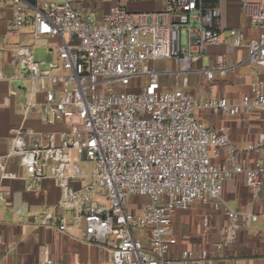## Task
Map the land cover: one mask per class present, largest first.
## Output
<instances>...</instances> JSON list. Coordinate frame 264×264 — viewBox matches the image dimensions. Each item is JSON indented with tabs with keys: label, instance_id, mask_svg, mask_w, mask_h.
<instances>
[{
	"label": "built area",
	"instance_id": "2783aa9c",
	"mask_svg": "<svg viewBox=\"0 0 264 264\" xmlns=\"http://www.w3.org/2000/svg\"><path fill=\"white\" fill-rule=\"evenodd\" d=\"M80 1L0 0V8L14 10L13 34L31 24L35 39L57 41L52 47L56 59L48 69L35 59L32 46L22 45L16 56L27 75L0 73V80L30 81L28 105L39 108L47 122L67 125L59 133L11 129L12 154L25 171L27 190L51 177L63 191L58 212L43 214L37 224L66 232L71 223L82 221L87 243L115 240L114 264H212L213 252L181 245L173 219L195 203L224 208L229 217L222 231L225 246L235 244L241 228L248 229L258 215L231 209L222 197L224 184L244 176L252 198L259 200L264 159L248 167L229 128L206 127L197 114L246 117L264 110V82L260 80L251 95L237 102L213 96L201 99L189 91V77L197 74L213 93L215 74L229 69L221 58L210 68H194L210 46L223 42L219 5L164 0L161 11L112 6L97 19L76 7ZM240 4L258 32L248 42L246 61L260 70L264 0H240ZM230 36L233 48L246 40L242 30H232ZM167 60L176 68L157 66ZM38 95L44 99L36 103ZM263 148L264 135L245 153L259 156ZM70 151L94 163L91 173ZM0 177H17L4 160ZM75 181L81 186H74ZM4 197L0 193V199ZM133 198L147 201L131 204ZM65 210L73 215L68 217ZM209 223L205 217L204 226Z\"/></svg>",
	"mask_w": 264,
	"mask_h": 264
},
{
	"label": "crops",
	"instance_id": "0c3cea01",
	"mask_svg": "<svg viewBox=\"0 0 264 264\" xmlns=\"http://www.w3.org/2000/svg\"><path fill=\"white\" fill-rule=\"evenodd\" d=\"M77 3V8L85 16H95L101 19L107 7L123 6L134 12H156L164 8V0H111L100 11L94 0ZM93 2V5H92ZM81 4V5H80ZM222 8L220 27L223 32V42L217 46H210L206 55L194 65L196 70L212 67L218 59H223L228 66L225 72L215 74L213 93L208 86H203L200 76L193 74L189 77V91L196 97L227 98L231 102L241 100L245 95L253 93L254 86L261 80L264 82V68L258 70L247 61L248 42L258 37L241 8L240 0H219ZM93 8V9H92ZM92 9L91 12H87ZM97 9V7H96ZM98 10V9H97ZM89 13V14H88ZM14 16L12 8H0V73L13 77L27 75L26 68L20 65L16 52L22 45H30L33 41L44 45H51L56 40L35 39L33 26L30 34L28 29H22L15 35L11 31V22ZM182 20V18H180ZM242 30L246 40L242 46L233 48L230 32ZM33 38V39H32ZM22 43V44H21ZM31 46V45H30ZM55 53V52H54ZM56 54V53H55ZM172 62L162 61L157 64ZM174 64V62H173ZM174 68H176L174 64ZM173 68V69H174ZM166 69V68H162ZM172 70V69H168ZM28 84V87L26 86ZM32 85L30 81L0 80V160L6 161L7 169L17 175L15 179L0 177V264H114L112 248L115 240L110 238L107 244H90L84 240V223L73 222L66 232L56 228H48L37 224V219L43 214L54 216L58 212L57 206L62 198L63 191L59 183L51 178H45L37 183L32 190H27L28 180L25 171L20 166L17 156L12 154V128L33 129L38 133H59L67 128L63 122H47L42 111L36 106H29ZM44 97L38 95L35 102H42ZM197 117L202 124L209 128L227 127L231 138L237 145L240 157L248 160V167L262 158L261 155L246 154L250 144H255L260 136L264 135V110H256L246 117H230L214 115L208 111L198 112ZM70 155L79 160L86 168L84 156L78 158L75 152ZM81 159L85 160L84 164ZM85 181L88 183L90 178ZM79 187L81 183L73 182ZM222 197L224 202L233 210L258 215V221L238 233L237 241L233 245L225 246V237L222 234L229 224V217L224 208L193 204L188 210L178 212L173 219V227L183 247L195 250L207 249L213 252L212 264H264V189L259 200H254L249 192L244 176H238L224 184ZM102 203H106L101 199ZM136 202H146L147 198H134ZM64 214L71 217L73 213L65 210ZM209 218V226H204V218Z\"/></svg>",
	"mask_w": 264,
	"mask_h": 264
},
{
	"label": "rangeland",
	"instance_id": "374dc122",
	"mask_svg": "<svg viewBox=\"0 0 264 264\" xmlns=\"http://www.w3.org/2000/svg\"><path fill=\"white\" fill-rule=\"evenodd\" d=\"M122 2H123V0H122ZM94 3L97 5L96 7H97L98 10L96 9L95 5H94V9L96 10V12H98V11H100L101 7L105 6V4H107V5L110 4L111 0H94ZM88 5H89V0H87V2H86V6H88ZM92 5H93V2H92ZM92 9H90V10L88 9L87 12H91ZM107 9L108 8L105 7L101 11H105V10L107 11ZM24 29H28L27 31H25L26 33H28V34L32 33L31 30H30L31 28L26 27ZM22 31L24 32V30H22ZM185 35H186L185 32H183L184 39H185ZM30 45L32 46V52L35 55V59L38 62H44L45 63V65L43 66V70L48 69L50 63H52L56 59V54L53 51H50V46L51 45H44L43 43L37 42V41H33L32 44H30ZM159 68L173 69L174 68V64H173V62H166L164 64L162 63V64H159ZM26 86L28 87L27 89H29L28 84H26ZM128 90L131 91V92H139V90L135 89V88H128ZM198 121L200 123L202 122V120H200L199 118H198ZM84 162H85V160L81 159V163L84 164ZM86 165H87L88 173H91L92 169L94 168V163L89 162ZM130 203L133 204V203H137V202L134 201V198H133V199L130 200ZM195 204H198V203H195ZM136 235L138 236L139 232L136 231Z\"/></svg>",
	"mask_w": 264,
	"mask_h": 264
},
{
	"label": "trees",
	"instance_id": "16d2710c",
	"mask_svg": "<svg viewBox=\"0 0 264 264\" xmlns=\"http://www.w3.org/2000/svg\"><path fill=\"white\" fill-rule=\"evenodd\" d=\"M205 7H212L218 4L219 0H202Z\"/></svg>",
	"mask_w": 264,
	"mask_h": 264
}]
</instances>
